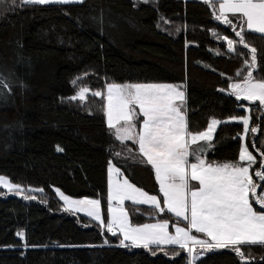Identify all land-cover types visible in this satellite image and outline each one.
I'll use <instances>...</instances> for the list:
<instances>
[{
    "label": "trees",
    "instance_id": "obj_1",
    "mask_svg": "<svg viewBox=\"0 0 264 264\" xmlns=\"http://www.w3.org/2000/svg\"><path fill=\"white\" fill-rule=\"evenodd\" d=\"M211 3L0 0V175L24 188L42 189L35 199L0 194V264H189L187 248L123 247L120 235L63 209L55 189L70 198L100 200L106 223L109 163L162 202L154 171L142 162L137 145L117 140L107 126L104 99L91 94L85 102L69 99L81 87L103 93L109 83L177 85L184 91L183 111L193 133L204 131L213 119L244 117L249 108L246 145L256 158L250 175L261 195L264 181L255 171H264V109L221 91L243 83L251 54L235 35L240 22L233 30L217 20ZM245 36L258 50L254 76H264V39L251 32ZM228 39L235 51H228ZM242 133V123L222 122L210 144L190 148L195 155L189 162L199 156L206 164L244 166L239 161ZM257 197L250 194V202L264 211ZM125 208L133 225L167 221L187 227L165 211ZM191 235L209 241L202 233ZM240 247L243 259L232 246L196 245L190 264H264V247Z\"/></svg>",
    "mask_w": 264,
    "mask_h": 264
},
{
    "label": "snow or ice",
    "instance_id": "obj_2",
    "mask_svg": "<svg viewBox=\"0 0 264 264\" xmlns=\"http://www.w3.org/2000/svg\"><path fill=\"white\" fill-rule=\"evenodd\" d=\"M21 2L48 4L68 3L69 0H21ZM205 3H209V0H205ZM216 3L219 12L215 16L217 20L228 23L235 30L236 25L226 13L239 18L241 30L236 31L235 35L239 37V43L251 54V63L245 60V66L250 70L243 77V83L230 85L232 88L230 94L235 95L237 100L258 101L260 105H264V76H254L258 50L247 42L245 36V32H251L264 39V0H212L210 6ZM227 46L228 51H235L232 39L227 40ZM240 74L239 71L236 73L237 76ZM89 92L88 87H81L69 99L85 102ZM91 95L106 100L103 108L108 127L115 129L116 139L121 142L131 140L138 145L139 155L144 158L142 162H146L154 169L159 191L163 196L164 206L161 207V201L157 196L150 195L127 179L115 189L111 187L110 182L106 229L112 235H116L117 230L119 231L123 236L120 241L121 246H128L125 241H130L131 246L138 248H148L150 244L169 243L179 245L181 249L187 248L191 253L193 249L188 248V242L191 241L193 245L206 249L232 246V250L242 259L244 253L240 245L264 247V211L257 210L250 202V194L257 197L258 185L250 175V168L256 162V158L249 151L248 146L242 145L239 150V161H247L248 166H242L238 162L206 165L199 156H195L197 163H189V155H195L189 151L191 145L200 140L210 141L215 126L221 121L213 119L207 130L191 132L186 112L182 111L185 94L177 85L109 83L106 85V95L101 91H91ZM133 106L139 108V114ZM138 116H143L139 132L136 130L137 125L133 123V119H138ZM231 119L236 120L237 117ZM239 120L243 124L244 134H247L249 118L240 117ZM256 131V127L251 128V132ZM113 171L118 172V169H113L110 165L109 172ZM255 175L264 181V171H255ZM190 180L197 181L199 186L195 188L190 186ZM0 186L20 190L19 185L11 183L3 176H0ZM29 191H42V189H29ZM57 191L66 205L75 206V211H84L93 220L99 221L101 226H105L100 200H72ZM31 198L35 199V197ZM126 200L138 205H151L160 212L166 209L176 217L187 221V228L176 227V235L170 236L167 232V221L134 226L130 223L128 212L123 206ZM255 203L260 209H264V195H259ZM192 230L203 233L214 243L197 239L190 234Z\"/></svg>",
    "mask_w": 264,
    "mask_h": 264
},
{
    "label": "rangeland",
    "instance_id": "obj_3",
    "mask_svg": "<svg viewBox=\"0 0 264 264\" xmlns=\"http://www.w3.org/2000/svg\"><path fill=\"white\" fill-rule=\"evenodd\" d=\"M145 1V0H144ZM197 1H202V2H205V0H197ZM211 0H209V2H210ZM77 2H80V0H69V2L68 3H77ZM49 4H66V3H48V4H40V5H49ZM212 4V3H211ZM213 8H214V10H215V13L218 15L219 14V12L217 11V9H218V3H216L214 6H212ZM226 15L228 16V18L229 19H231L232 21H233V23L234 24H237V23H239L240 22V20H239V18L237 17V16H233L231 13H226ZM220 21V20H219ZM222 22V21H221ZM222 23H226V22H222ZM226 42H227V40H225ZM124 84H129V83H124ZM233 84V83H232ZM231 85V84H230ZM230 85H229V88L226 90V89H222L221 91L222 92H224V93H226V94H230V93H232V88L230 87ZM180 90H182L181 88H180ZM79 91V90H78ZM77 91V92H78ZM183 91V90H182ZM76 92V93H77ZM184 92V91H183ZM75 93V94H76ZM105 95H106V87L104 88V92H103ZM74 94V95H75ZM89 94H91V92H89L87 95H89ZM235 96V95H234ZM240 100H243V99H240ZM105 101V100H104ZM247 101V100H246ZM249 103H251V104H254V103H258L259 104V102L257 101V102H250V101H248ZM260 105V104H259ZM261 106V108H263L264 109V105H260ZM139 109V108H138ZM135 111H136V113L137 114H139V111L137 110V109H135ZM245 111H246V113H245V116L244 117H248L249 118V123H250V115H249V108H245ZM140 116H138V118H139ZM136 120H138L137 118H134L133 119V123L134 124H137V122H136ZM212 121V120H211ZM211 121L209 122V124L211 123ZM222 122H229V123H237V122H239V123H242V122H240V120H239V118H237L236 120H233V119H227V120H225V121H221V123ZM221 123H219L218 125H216L215 126V128H214V131H213V133H212V139L210 140V141H205V140H200V141H198L196 144H200V143H206V142H209L208 144H210L211 143V141L213 140V137H214V133H215V131H216V129H217V127L221 124ZM243 125V124H242ZM209 126V125H208ZM208 126H207V128H208ZM207 128L205 129V130H207ZM204 130V131H205ZM246 135L247 134H244V131H243V133L241 134V136H240V138L241 137H243V139L241 138V142H240V148H241V146L242 145H246ZM116 137V136H115ZM196 144H193V145H191V147L192 146H195ZM190 147V148H191ZM240 150V149H239ZM110 164H112V163H110ZM1 176V175H0ZM3 177H5V176H3ZM7 178V177H6ZM8 180L10 181V179L8 178ZM11 182V181H10ZM11 183H13V182H11ZM14 184V183H13ZM17 185V184H16ZM20 186V185H19ZM29 189H37V188H24V187H22V186H20V190L18 191V190H15V189H9L8 187H5V186H0V194H3V195H11V196H17V197H25V196H28L30 199H33V198H31V197H35L36 195H40V194H42V191H29ZM58 189H55V193H56V195H57V198L62 202V204H63V209L65 210V211H68V212H72V213H79V214H83V215H86V213L84 212V211H75L74 210V207L75 206H68V205H66L65 204V202L60 198V195L58 194V191H57ZM59 192H61L60 190H59ZM36 198V197H35ZM70 198V197H69ZM70 199H72V200H83V199H89V198H80V199H75V198H70ZM66 208L68 209V210H66ZM101 214H102V212H101ZM86 216H88V215H86ZM88 217H90V216H88ZM103 217V216H102ZM91 218V217H90ZM175 218V217H174ZM179 220V219H178ZM97 222H99V221H97ZM176 222H178V221H176ZM100 223V222H99ZM174 224H178V223H174ZM181 225V224H180ZM183 228H184V226L183 225H181ZM176 227H178L177 225L175 226V229H176ZM189 246H191V247H189ZM196 245H193V244H188V248H193V247H195ZM123 247H125V246H123ZM131 247V246H130ZM188 256H189V264H190V259H191V256H190V253H189V251H188ZM193 260V259H192Z\"/></svg>",
    "mask_w": 264,
    "mask_h": 264
},
{
    "label": "crops",
    "instance_id": "obj_4",
    "mask_svg": "<svg viewBox=\"0 0 264 264\" xmlns=\"http://www.w3.org/2000/svg\"><path fill=\"white\" fill-rule=\"evenodd\" d=\"M82 0H80V2H81ZM177 103H179V101L177 102ZM105 104H106V100H105ZM133 107H135V109H137L138 111H139V109H138V107H136V106H133ZM182 111H183V109H182ZM141 117V121L139 122V129L137 130V132H139V130H140V125H141V122H142V120H143V116H140ZM105 118H106V123H107V117H106V115H105ZM121 124H123V121H121ZM107 126H108V124H107ZM118 127L120 126V125H117ZM113 130V132H114V135H115V129H112ZM118 140V139H117ZM120 141V140H119ZM126 141H130V142H132L131 140H126ZM206 143H209V142H206ZM201 144V143H200ZM137 145V144H136ZM198 144H196L195 146H197ZM195 146H192L191 148H193V147H195ZM137 147H138V145H137ZM190 150V149H189ZM188 160H189V157H188ZM198 162V161H197ZM197 162H195V163H197ZM189 163H192V162H189ZM243 163H244V166H248V162L247 161H243ZM206 164V163H205ZM110 165H111V167L113 168V169H118L115 165H113V164H108V166H107V197H108V193H109V187H110V182H111V187L113 188V189H115L116 187H117V185H119V184H122L123 183V181L125 180V179H127V178H125V176H123V174L121 173V171L118 169V172L117 171H113L112 173H110L109 172V167H110ZM207 165V164H206ZM151 166V165H150ZM152 167V166H151ZM153 169V168H152ZM153 171H154V169H153ZM154 175H155V171H154ZM156 178V177H155ZM157 181V180H156ZM157 183H158V181H157ZM189 183H190V186H192V187H198L199 185H198V182L197 181H189ZM158 185H159V183H158ZM263 189H264V187H263ZM261 195H264V191H262L261 192ZM161 196H162V194H161ZM159 199V198H158ZM115 200L113 201V204L115 205ZM107 204H108V200H107ZM125 204H131V205H138V204H134V203H132L131 201H128V200H126V201H124V204H123V206H124V208H125ZM138 206H145V207H150V208H154L153 206H151V205H148V204H139ZM164 205H163V196H162V202H161V207H163ZM155 209V208H154ZM125 210H126V208H125ZM157 210V209H156ZM127 211V210H126ZM165 212H168L166 209H165ZM169 214H171L172 216H174L176 219H179V220H181V221H183V222H185L186 223V225H187V221H185V220H183V219H181V218H179V217H176L173 213H171V212H168ZM83 215V214H82ZM86 216V215H85ZM88 217V216H87ZM128 217H129V221H130V216H129V214H128ZM90 218V217H89ZM90 219H92V218H90ZM107 219H108V214H107ZM93 220V219H92ZM93 221H95L96 223H98V224H100L99 222H97V220H93ZM107 222V221H106ZM162 222H164V221H153V222H149V223H147V224H155V223H162ZM130 223H131V221H130ZM132 224V223H131ZM146 224V223H145ZM101 225V224H100ZM133 225V224H132ZM143 225V224H142ZM178 226V227H182L181 225H179V224H171V223H169L168 222V229H167V232H168V234L170 235V236H175L176 235V231H175V226ZM134 226H137V225H134ZM139 226V225H138ZM105 227H106V223H105ZM184 228H187V227H184ZM192 231H194V232H196L195 230H192ZM117 234L118 235H120L121 236V240L123 239V236L119 233V231L117 230ZM191 234V233H190ZM203 234V233H202ZM207 237V236H206ZM209 239V238H208ZM210 242H212V243H214L213 241H210ZM125 244L126 245H128V246H131V242L130 241H125ZM188 244H192V242L191 241H189L188 242ZM174 245H176V244H169V243H161V244H150L149 245V247H151V246H174ZM179 246V245H178ZM131 247H134V246H131Z\"/></svg>",
    "mask_w": 264,
    "mask_h": 264
},
{
    "label": "built area",
    "instance_id": "obj_5",
    "mask_svg": "<svg viewBox=\"0 0 264 264\" xmlns=\"http://www.w3.org/2000/svg\"><path fill=\"white\" fill-rule=\"evenodd\" d=\"M189 247H191V246H189Z\"/></svg>",
    "mask_w": 264,
    "mask_h": 264
}]
</instances>
